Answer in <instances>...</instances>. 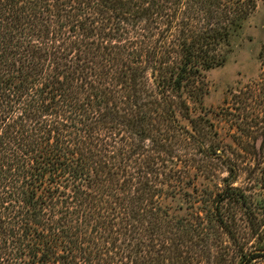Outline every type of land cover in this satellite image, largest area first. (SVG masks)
I'll use <instances>...</instances> for the list:
<instances>
[{"label": "trees", "instance_id": "1", "mask_svg": "<svg viewBox=\"0 0 264 264\" xmlns=\"http://www.w3.org/2000/svg\"><path fill=\"white\" fill-rule=\"evenodd\" d=\"M257 2L0 0V264H194L165 200L221 152L189 101Z\"/></svg>", "mask_w": 264, "mask_h": 264}, {"label": "rangeland", "instance_id": "2", "mask_svg": "<svg viewBox=\"0 0 264 264\" xmlns=\"http://www.w3.org/2000/svg\"><path fill=\"white\" fill-rule=\"evenodd\" d=\"M263 43L264 0H258L230 37L225 61L203 72L199 101H189L191 114L212 124L211 140L221 149L209 160L197 155L184 186L189 194L165 200L178 215L195 211L203 218L209 237L197 242L194 264H236L240 254L249 264H264V96L256 95L264 84ZM215 207L225 228L209 213Z\"/></svg>", "mask_w": 264, "mask_h": 264}]
</instances>
